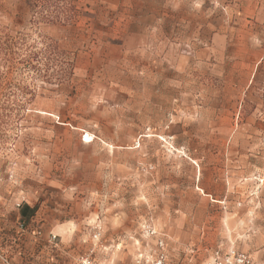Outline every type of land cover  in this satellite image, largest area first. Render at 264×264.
I'll use <instances>...</instances> for the list:
<instances>
[{"label":"rangeland","instance_id":"1","mask_svg":"<svg viewBox=\"0 0 264 264\" xmlns=\"http://www.w3.org/2000/svg\"><path fill=\"white\" fill-rule=\"evenodd\" d=\"M249 240L264 0H0V264H252Z\"/></svg>","mask_w":264,"mask_h":264},{"label":"built area","instance_id":"2","mask_svg":"<svg viewBox=\"0 0 264 264\" xmlns=\"http://www.w3.org/2000/svg\"><path fill=\"white\" fill-rule=\"evenodd\" d=\"M208 264H251V261L247 255L229 249L224 255L216 252L212 262Z\"/></svg>","mask_w":264,"mask_h":264},{"label":"crops","instance_id":"3","mask_svg":"<svg viewBox=\"0 0 264 264\" xmlns=\"http://www.w3.org/2000/svg\"><path fill=\"white\" fill-rule=\"evenodd\" d=\"M248 245L252 246V248L246 250L252 260V264H264V240H249ZM244 250L242 249L243 252H245Z\"/></svg>","mask_w":264,"mask_h":264}]
</instances>
